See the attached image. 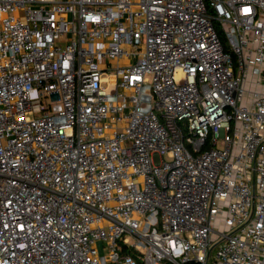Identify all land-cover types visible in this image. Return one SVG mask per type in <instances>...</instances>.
<instances>
[{"label": "built area", "instance_id": "2783aa9c", "mask_svg": "<svg viewBox=\"0 0 264 264\" xmlns=\"http://www.w3.org/2000/svg\"><path fill=\"white\" fill-rule=\"evenodd\" d=\"M0 264H264V0H0Z\"/></svg>", "mask_w": 264, "mask_h": 264}, {"label": "trees", "instance_id": "16d2710c", "mask_svg": "<svg viewBox=\"0 0 264 264\" xmlns=\"http://www.w3.org/2000/svg\"><path fill=\"white\" fill-rule=\"evenodd\" d=\"M217 28H218V32H219V34H220V38H222L224 44H225L226 47H227V44H226V38L223 37L222 29L220 28V26H217Z\"/></svg>", "mask_w": 264, "mask_h": 264}, {"label": "water", "instance_id": "95a60500", "mask_svg": "<svg viewBox=\"0 0 264 264\" xmlns=\"http://www.w3.org/2000/svg\"><path fill=\"white\" fill-rule=\"evenodd\" d=\"M59 97H58V95L57 94H54L53 95V99H58Z\"/></svg>", "mask_w": 264, "mask_h": 264}, {"label": "rangeland", "instance_id": "374dc122", "mask_svg": "<svg viewBox=\"0 0 264 264\" xmlns=\"http://www.w3.org/2000/svg\"><path fill=\"white\" fill-rule=\"evenodd\" d=\"M227 48H228V46H227ZM215 252V251H214ZM214 254V253H213Z\"/></svg>", "mask_w": 264, "mask_h": 264}]
</instances>
